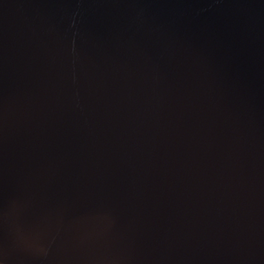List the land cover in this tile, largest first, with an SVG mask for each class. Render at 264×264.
Listing matches in <instances>:
<instances>
[{"label": "water", "instance_id": "water-1", "mask_svg": "<svg viewBox=\"0 0 264 264\" xmlns=\"http://www.w3.org/2000/svg\"><path fill=\"white\" fill-rule=\"evenodd\" d=\"M0 264H264V0H0Z\"/></svg>", "mask_w": 264, "mask_h": 264}]
</instances>
